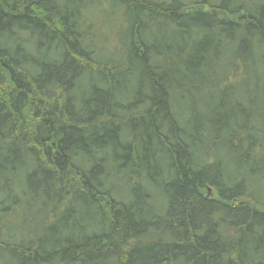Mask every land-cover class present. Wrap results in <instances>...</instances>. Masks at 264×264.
Returning <instances> with one entry per match:
<instances>
[{"label": "trees", "instance_id": "trees-1", "mask_svg": "<svg viewBox=\"0 0 264 264\" xmlns=\"http://www.w3.org/2000/svg\"><path fill=\"white\" fill-rule=\"evenodd\" d=\"M0 264H264V0H0Z\"/></svg>", "mask_w": 264, "mask_h": 264}, {"label": "rangeland", "instance_id": "rangeland-1", "mask_svg": "<svg viewBox=\"0 0 264 264\" xmlns=\"http://www.w3.org/2000/svg\"><path fill=\"white\" fill-rule=\"evenodd\" d=\"M203 9L205 10V9H207L206 7H203Z\"/></svg>", "mask_w": 264, "mask_h": 264}]
</instances>
